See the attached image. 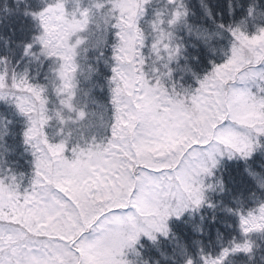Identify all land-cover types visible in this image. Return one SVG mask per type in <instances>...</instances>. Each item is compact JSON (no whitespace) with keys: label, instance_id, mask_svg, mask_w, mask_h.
<instances>
[{"label":"snow or ice","instance_id":"1","mask_svg":"<svg viewBox=\"0 0 264 264\" xmlns=\"http://www.w3.org/2000/svg\"><path fill=\"white\" fill-rule=\"evenodd\" d=\"M0 264H264V0H0Z\"/></svg>","mask_w":264,"mask_h":264}]
</instances>
